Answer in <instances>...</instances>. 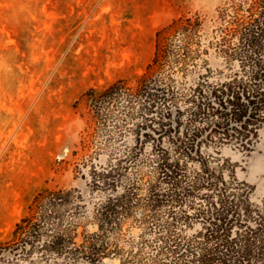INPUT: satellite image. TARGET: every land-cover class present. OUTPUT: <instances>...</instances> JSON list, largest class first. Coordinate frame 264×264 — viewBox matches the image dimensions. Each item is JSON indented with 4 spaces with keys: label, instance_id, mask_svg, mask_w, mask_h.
Segmentation results:
<instances>
[{
    "label": "trees",
    "instance_id": "1",
    "mask_svg": "<svg viewBox=\"0 0 264 264\" xmlns=\"http://www.w3.org/2000/svg\"><path fill=\"white\" fill-rule=\"evenodd\" d=\"M243 4L246 15L223 29V71H198L206 66L202 22L188 19L174 23L133 85L119 80L85 93L84 147L108 154L106 165L91 167L89 183L112 193L94 208L91 233L79 231L81 196L59 190L35 198L32 215L12 232L22 256L59 264H264V211L223 159L227 147L251 153L264 124V0ZM129 219L141 228L136 241L123 238Z\"/></svg>",
    "mask_w": 264,
    "mask_h": 264
},
{
    "label": "rangeland",
    "instance_id": "2",
    "mask_svg": "<svg viewBox=\"0 0 264 264\" xmlns=\"http://www.w3.org/2000/svg\"><path fill=\"white\" fill-rule=\"evenodd\" d=\"M240 6L241 0H0V264H59L33 263L12 238L45 192L81 196L79 231L96 230L93 210L112 192L89 183L91 167L106 165L108 154L84 147L91 133L85 93L119 80L133 85L174 23L188 19L202 22L206 66L198 71H223V29L246 15L247 5ZM225 158L249 187L250 203L264 211V124L251 153L227 147ZM122 229L125 241L141 233L132 219Z\"/></svg>",
    "mask_w": 264,
    "mask_h": 264
}]
</instances>
